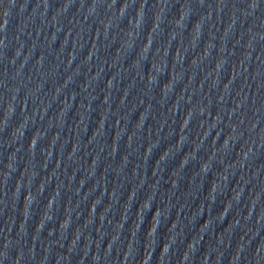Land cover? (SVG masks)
Segmentation results:
<instances>
[{"label":"water","instance_id":"1","mask_svg":"<svg viewBox=\"0 0 264 264\" xmlns=\"http://www.w3.org/2000/svg\"><path fill=\"white\" fill-rule=\"evenodd\" d=\"M261 243L264 0H0V252L248 264Z\"/></svg>","mask_w":264,"mask_h":264},{"label":"clouds","instance_id":"2","mask_svg":"<svg viewBox=\"0 0 264 264\" xmlns=\"http://www.w3.org/2000/svg\"><path fill=\"white\" fill-rule=\"evenodd\" d=\"M250 8H255L256 5L253 3L249 6ZM143 8V6L141 7ZM124 12V9L121 10V14ZM250 14V13H249ZM160 19V16H157V20ZM184 19V16L183 14L181 15V20ZM132 20L129 21V24H132ZM140 13L139 15L137 16V19L135 20V24L133 25V27L135 28H139L140 26ZM158 27V25H157ZM156 27H154L155 29ZM213 48V45H210L209 46V53H210V50ZM223 67V63H221L220 65H218V68L219 70ZM155 71V69H154ZM167 94V92L165 93V95ZM13 112V107L9 104V106L6 108V111H5V116H8L10 115L11 113ZM240 123H243V120L240 121ZM256 122H253L251 124V127L247 128V131L249 133L252 132V129L256 128ZM232 134L233 136H238V137H242L243 136V131H239L238 130V125L232 129ZM231 139V138H230ZM252 154V153H251ZM249 153H245V158L247 159L249 157ZM127 164V161H125V165ZM239 196V194H237V197ZM148 223H149V220H148ZM148 223L147 225L145 226V229L148 227ZM224 227V226H223ZM223 229V228H222ZM155 235H150L149 236V239H154ZM241 239H243V237H241ZM172 241H167L166 239H162L161 238V241H160V245H159V250L161 251V246H164V252H167L169 247H170V244H171ZM245 244H248L245 242ZM8 247V244L7 242L5 243L4 245V248L7 249ZM244 250V245H239V248H237V252H236V255L232 256V264H236V261H238L240 259V253ZM29 251H32V249ZM261 251H264V243H261V245L259 247H257L255 249V252L253 253V256L252 257H249L248 259V264H252V260L254 258V261H255V264H260V259L261 257L259 255H257V253H260ZM107 254V252H105ZM187 256L188 254L185 253V257H184V260L187 259ZM5 259H10V264H20V257L19 256H16V257H12V258H9L8 255H7V252H0V264H4V261ZM181 264H183V262L181 261Z\"/></svg>","mask_w":264,"mask_h":264}]
</instances>
